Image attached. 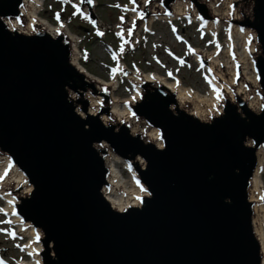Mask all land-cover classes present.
<instances>
[{
	"label": "water",
	"instance_id": "water-1",
	"mask_svg": "<svg viewBox=\"0 0 264 264\" xmlns=\"http://www.w3.org/2000/svg\"><path fill=\"white\" fill-rule=\"evenodd\" d=\"M174 1L159 2L171 13ZM188 1L217 20L205 0ZM22 2L0 0V155L30 187L12 195L16 214L39 231L41 264H261L250 188L264 146V0L232 3L237 25L255 32L259 108L224 97L201 118L166 86L144 82L129 108L158 130L162 147L112 117L109 88L72 64L64 32L6 23L21 19ZM110 152L146 193L123 210L103 193Z\"/></svg>",
	"mask_w": 264,
	"mask_h": 264
},
{
	"label": "bare ground",
	"instance_id": "bare-ground-1",
	"mask_svg": "<svg viewBox=\"0 0 264 264\" xmlns=\"http://www.w3.org/2000/svg\"><path fill=\"white\" fill-rule=\"evenodd\" d=\"M207 7L211 11V16L214 19L207 20L203 26L213 35L214 43L213 49L210 51L195 48L189 51L191 56L196 59L199 63L200 69H206L208 72L207 80L211 84V96H205L194 92L192 89L183 86L179 78H175L173 81H168V78L160 76L156 72H145L141 70H135L134 72L126 71L122 66L113 68V75L109 80H105L101 77L95 76L91 73L84 65L81 64L82 54L79 49L81 38L69 30L65 22L53 24L48 19L40 15L41 5L43 0H23L20 8L21 19L12 18L6 20V23L11 27L20 32L32 33L35 30L44 29L53 36H56L60 32H64L71 46V62L80 71H82L88 78L93 79L100 83V85H106L110 88L111 92L118 90V80L121 74H128L129 84L133 90V94L127 97H118L113 95L112 105L110 109L111 115L118 120L127 122L132 132L145 133L147 138L154 140L160 147L161 142L158 138V131L156 128L146 127L144 123L136 119L127 104L136 100L139 96L141 83L152 82L160 83L176 96V99L180 105H189L190 111L198 115L201 118L206 117L209 113L217 110L221 107V103L224 101V97H228L231 100L240 98L244 100L249 107L252 109H258L261 104V99L257 95L256 89L258 87L257 73L253 65L252 54L255 45V32L249 28H240L234 20L239 19V12L231 8L230 4L233 0H205ZM89 6L85 1L82 2ZM136 3V0H135ZM144 5L145 0H143ZM78 5V3H76ZM135 4L130 3L127 8L132 9ZM154 7L158 8V5ZM83 11L84 17L89 14L86 10ZM166 11H156L157 14H165ZM152 13L154 11L152 10ZM188 17L196 18L197 13L195 8L188 2V0H176L172 4L171 17ZM140 13H135L133 22L138 23L140 21ZM154 16L150 15L146 20L142 21L140 28L145 31H149V26L154 21ZM131 22L124 30H121V37L126 38V43L134 36V26ZM99 24H95L98 26ZM131 29V35H128V30ZM147 29V30H146ZM223 31L225 33V40L223 44L218 41V34ZM125 32L127 34L125 35ZM161 40V39H160ZM162 42V40H161ZM125 43V42H124ZM125 43V44H126ZM208 45H212L211 42ZM240 47V50H238ZM209 60V63L206 62ZM206 66V68H205ZM122 74V75H123ZM218 90V91H217ZM102 96L100 94L89 96V113L94 114L98 112L100 108ZM107 116L103 115V120H107ZM257 166L254 171L251 180V195L250 198L254 203L255 217L253 218V226L256 236L260 242L262 261L264 264V232L261 228L256 226L257 216L261 217L260 221L264 218V206L260 203L257 198H254L252 192L262 186L260 183L261 165L264 164V150L259 148L256 151ZM121 159L110 152L106 157V162L109 168L108 186L104 188L103 193L108 202L116 209L123 210L126 206H133L139 202L142 195H145V190L139 182L137 173L134 169L128 165L124 168L130 170V178L125 179L122 175L120 168L117 164ZM139 162L143 165L144 161L139 158ZM6 173V174H5ZM0 198L5 197L7 202L6 206L1 209V214L9 217L10 226L17 227L18 231L11 233L10 237H18L19 234L27 232L31 235V241L24 245L27 248V254L31 253V260L26 261L24 259L18 260L16 264H37L41 262L39 251L41 249V242L36 241V237L39 231L26 222L20 221L19 216L15 213L14 196L12 195L13 190H18L22 193H27L30 187L26 184L23 174L13 165H11L9 159L0 155ZM262 223H260L261 226ZM19 225V227H18ZM14 234V235H13ZM3 264H9L8 261H4L0 257V262Z\"/></svg>",
	"mask_w": 264,
	"mask_h": 264
},
{
	"label": "rangeland",
	"instance_id": "rangeland-1",
	"mask_svg": "<svg viewBox=\"0 0 264 264\" xmlns=\"http://www.w3.org/2000/svg\"><path fill=\"white\" fill-rule=\"evenodd\" d=\"M136 1L138 3L136 11H140L142 15L144 11H147L146 18L152 15L155 20L151 23L150 32L138 27V33L135 34L136 39L134 40V36L127 44L120 36L119 26L125 29L127 23L131 22L135 16V11L125 13L122 9L124 5L128 4V0H93L90 6L92 15H94L92 20L100 24L98 27H92L89 19H85L82 12L76 13V8L73 5L79 3L80 8H83L81 0H67L63 3L61 0H43L40 15L56 24L58 22L56 14L59 13V20L65 21L69 30L82 39L79 47L82 54L81 64L95 76L109 80L113 75V68L123 66L126 71L133 72L135 69H139L136 67H140L144 71L156 72L160 76L168 78V81L179 78L183 86L206 97L211 96L212 86L206 81L208 72L206 69L199 68V63L189 52V48H200L207 51L213 49V35L200 25L207 23V20L198 16L196 9L199 19L198 17L169 18L171 15L156 13V11L164 12L160 0H151L148 5H144L142 0ZM222 2H226V0ZM155 5H158V8L154 7ZM230 6L232 8V2ZM208 10L211 14L209 8ZM142 21L139 23L142 24ZM173 27L176 29L175 32H173ZM98 33H103V35ZM225 38V33L221 31L218 34L219 43L223 44ZM209 42L212 45H208ZM121 46H123V51H121ZM114 54L115 58H113ZM208 63L209 60L206 64ZM122 74L119 77L118 84L120 86L113 94L124 98L132 91V88L128 75ZM126 165L128 164L122 160L117 164L123 177L127 180L130 178V170L124 168ZM261 166L260 183L262 186L256 188L252 195L264 206V164ZM6 204L5 197L0 198V210ZM8 219L7 215L0 213V257L4 261H8L9 264H16L20 259L30 261L31 256L27 254V248L24 245L31 241V235L22 231L18 237H10L9 233L16 232L18 228L8 225L6 222ZM260 219L261 217L257 216L256 226L264 232V218L262 221ZM260 223H262L261 226ZM0 264H3L2 261Z\"/></svg>",
	"mask_w": 264,
	"mask_h": 264
},
{
	"label": "snow or ice",
	"instance_id": "snow-or-ice-1",
	"mask_svg": "<svg viewBox=\"0 0 264 264\" xmlns=\"http://www.w3.org/2000/svg\"><path fill=\"white\" fill-rule=\"evenodd\" d=\"M61 2H62V3H63V2H67V0H61ZM81 2H83V0H81ZM87 2H88L89 4H91V3L93 2V0H87ZM149 2H150V0H145V4H147V3H149ZM131 3L135 4V0H131ZM73 6L76 8V11H77V12L80 11L78 5H73ZM132 11H136V9L133 8ZM73 14L75 15L76 13H73ZM165 14H166V15H171V14L168 13L167 11L165 12ZM141 18H143L142 15H141ZM56 19L59 21V13L56 14ZM85 19H88V17L85 16ZM198 19H199V17H198ZM121 20H123V17H121ZM93 23H95V22L93 21ZM133 26H135V22H133ZM146 30H147V29H146ZM175 31H176V29H175V27H173V32H175ZM131 32H132V30L129 29V30H128V35H129V36L131 35ZM98 34H99V35H103V33H98ZM118 35H119V33H118ZM177 38L180 39V37H177ZM125 43H126V41H125ZM121 51H123V46H121ZM189 51H192V49L189 48ZM113 58H115V54H114ZM181 63H183L182 60H181ZM113 71H116V70L114 69ZM169 75H171V73H169ZM217 91H218V90H217ZM5 174H6V173H5ZM0 179H3V177L0 176ZM13 235H14V234H13ZM38 240H39V236L37 235V237H36V241H38ZM30 255H31V253H30ZM37 264H39V262H37Z\"/></svg>",
	"mask_w": 264,
	"mask_h": 264
}]
</instances>
